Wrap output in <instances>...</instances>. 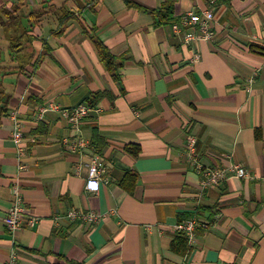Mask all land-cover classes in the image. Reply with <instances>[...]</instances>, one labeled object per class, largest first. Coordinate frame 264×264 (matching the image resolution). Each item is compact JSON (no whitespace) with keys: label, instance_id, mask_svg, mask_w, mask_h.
Instances as JSON below:
<instances>
[{"label":"crops","instance_id":"0c3cea01","mask_svg":"<svg viewBox=\"0 0 264 264\" xmlns=\"http://www.w3.org/2000/svg\"><path fill=\"white\" fill-rule=\"evenodd\" d=\"M167 1L0 0V264H264V0H171L158 23ZM204 10L213 36L187 45L172 24ZM92 37L124 57L119 82ZM95 93L79 132L56 111L36 122L39 106L72 109ZM187 135L204 167L253 178L200 192ZM77 138L87 147L70 151ZM95 155L105 172L88 192ZM13 184L24 211L11 236ZM71 210L101 218L69 220ZM193 215L211 226L189 246L172 226Z\"/></svg>","mask_w":264,"mask_h":264},{"label":"built area","instance_id":"2783aa9c","mask_svg":"<svg viewBox=\"0 0 264 264\" xmlns=\"http://www.w3.org/2000/svg\"><path fill=\"white\" fill-rule=\"evenodd\" d=\"M213 20L211 10H204L200 14L186 12L180 16L178 23L172 24V30L176 35H182L184 43L191 44L197 41H208L212 38L213 32L210 30L209 23ZM198 61V55H194L193 62ZM92 108L87 104H82L72 109L62 108L59 104L48 102L37 109L36 122L42 120L44 115L49 111H56L66 119L68 124L79 132L80 123L85 119ZM9 119L13 126L12 141L18 144L21 139V123L18 119L17 112L12 111L9 114ZM186 157L193 165L195 173L200 180L199 190L212 186H217L229 178L251 179L253 178L243 167L230 166L228 168L208 169L198 162L195 152V139L191 135L186 138ZM70 151L84 150L87 147L85 140L77 138L67 146ZM17 155L22 156L23 151L17 150ZM18 169H24V165L20 164ZM105 172V167L102 159L95 155L91 159L87 169V177L85 180L84 189L88 192H97L100 186V177ZM11 194L13 197L12 207L3 219L6 231L11 236H14L21 230L23 224V199L20 194V189L17 184L11 186ZM66 218L69 220H80L83 222H97L101 216L94 212H82L80 210H71L67 213ZM36 223V219H29L26 225L31 227ZM211 226L210 222L196 215H193L185 220L179 221L172 226V231L179 237H182L187 245L192 244L194 235L198 231H206ZM8 264H12L9 262Z\"/></svg>","mask_w":264,"mask_h":264},{"label":"trees","instance_id":"16d2710c","mask_svg":"<svg viewBox=\"0 0 264 264\" xmlns=\"http://www.w3.org/2000/svg\"><path fill=\"white\" fill-rule=\"evenodd\" d=\"M2 12L5 15L8 14L7 11L5 10H3ZM172 14H173V2L171 0H168L165 4L161 6L159 10L155 12L154 18L157 20L158 23H165L171 18ZM91 39L97 49L98 57L102 66L110 74V76L115 82H119L120 81L119 72L123 66L124 57H115L111 55L108 49L98 39H96L95 37H92ZM101 96L102 95L99 93L92 94L89 97L86 104L90 108L95 107ZM128 150L132 154L134 155L136 154L135 152H132V150H130V147H128ZM177 240L184 243V241L182 240V238L180 239V237Z\"/></svg>","mask_w":264,"mask_h":264}]
</instances>
